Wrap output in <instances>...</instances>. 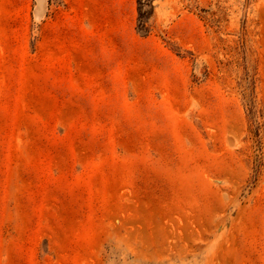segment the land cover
<instances>
[{
    "label": "rangeland",
    "instance_id": "obj_1",
    "mask_svg": "<svg viewBox=\"0 0 264 264\" xmlns=\"http://www.w3.org/2000/svg\"><path fill=\"white\" fill-rule=\"evenodd\" d=\"M0 264H264V0H0Z\"/></svg>",
    "mask_w": 264,
    "mask_h": 264
},
{
    "label": "crops",
    "instance_id": "obj_2",
    "mask_svg": "<svg viewBox=\"0 0 264 264\" xmlns=\"http://www.w3.org/2000/svg\"><path fill=\"white\" fill-rule=\"evenodd\" d=\"M46 1H47V0H45V1L42 0V6H43V4H44V7H45Z\"/></svg>",
    "mask_w": 264,
    "mask_h": 264
}]
</instances>
